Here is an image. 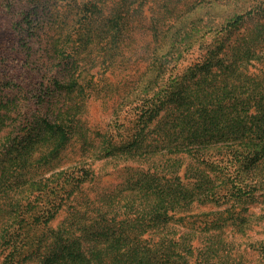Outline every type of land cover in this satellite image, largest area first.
Wrapping results in <instances>:
<instances>
[{
	"label": "trees",
	"instance_id": "1",
	"mask_svg": "<svg viewBox=\"0 0 264 264\" xmlns=\"http://www.w3.org/2000/svg\"><path fill=\"white\" fill-rule=\"evenodd\" d=\"M185 1L26 0L16 14L1 6L2 14L18 17L15 49L23 72L9 70L0 78V264H192L193 236L170 230V211L193 198L245 202L256 190L264 200V79L253 76L244 59L261 56L264 40L242 37L246 43L227 45L245 20L264 22V0H227L220 9L207 1L174 22L172 14ZM150 3L163 18L152 21L144 79L131 90H139L142 103L130 106L135 119L122 146L104 137L103 158L157 154L146 124L170 103L174 122L164 126L174 135L166 142L174 143V172L137 174L126 186L135 198L117 214L113 193L83 194L96 182L92 166L100 155L58 169L66 149L78 142L86 102L97 91L85 64L112 63ZM229 51L235 55L225 59ZM8 53L1 49L0 60L7 62ZM186 155L191 169L218 173L195 194L178 175L179 156ZM219 175L224 181L215 185ZM60 212L64 221L52 227ZM253 247L264 259V241Z\"/></svg>",
	"mask_w": 264,
	"mask_h": 264
},
{
	"label": "rangeland",
	"instance_id": "2",
	"mask_svg": "<svg viewBox=\"0 0 264 264\" xmlns=\"http://www.w3.org/2000/svg\"><path fill=\"white\" fill-rule=\"evenodd\" d=\"M152 1L155 2L156 0ZM224 1L227 0H186L183 6H180L172 14L174 22L177 20L176 17L179 19H182V16L190 17L196 7L204 2L210 6L216 5L220 9ZM25 2L26 0H0V50L7 48L10 51L5 58L7 62L0 60V78L3 81L7 71L10 70L20 75L23 70L21 69L22 57L15 49L17 47L15 44L17 41L15 24L18 17L14 14H2L5 9L1 6H11L13 9L10 12L16 14ZM207 4H205V8L199 9L201 13L207 11L209 8ZM154 6L153 3H150L147 8L143 9L142 16L132 23L133 31H131L129 38L123 42L121 52L115 56L112 63L108 66L106 63L101 66L93 63H90L91 65L85 64L90 74L94 76L97 91L93 92V96L86 102L82 119L84 126L80 130L81 136L79 140L77 139L78 142L66 149L59 163L60 168L58 170L60 171L73 162H91L92 158L100 155L99 159H95L96 161L92 166L97 175L96 182L91 186L88 185L83 194L93 196L95 191L102 189H106V192L110 194L113 193L111 196L114 198L112 210L117 214L124 213L121 206L126 208L135 198V196H129L126 186L134 178L137 179V174L146 172L148 169L169 170L167 175L174 172V143L172 146L166 143L173 140L174 135L172 137L167 135V126H164L165 123L174 122L169 121L174 119V104L170 103L162 104L159 112L154 113L146 124L147 140L152 141L153 146H157L155 150L157 154L140 153L138 157L123 155V158L120 159L117 157L119 153H116V157L103 158L108 154L104 151V137L108 134V137L112 138L117 145L120 138L122 140L126 138L129 135L127 129L132 127L133 123L131 124V122L135 119L130 106L142 103V101L137 100L141 96H139V90L136 89L134 92L131 90L140 83L141 79H144L143 73L148 62L146 50L150 49L151 45L150 26H154L152 21L156 19L161 23L159 20L163 18ZM17 7L19 8L17 9ZM260 25L264 26V22L245 20L235 30L236 35L231 37L227 45H232L234 48L239 44L246 43V39L240 41L242 37H252L255 41L264 40V27L261 31H258L259 28H257ZM258 53L259 51L256 54ZM232 54L235 55V51H231V53L229 51L225 59L230 58ZM244 59L246 63L248 62L247 70L253 76L264 79V48L261 56L255 55L250 59L249 57ZM212 71L217 72L216 68H213ZM13 79L14 82H19V79L14 77ZM0 85H2L1 81ZM137 93L138 96H136ZM114 112L120 114L119 125L116 124ZM169 132H174V128L170 129ZM156 133L158 137H156ZM153 139L158 143L154 144ZM81 142L86 146L82 148ZM166 148L168 150H164ZM179 158H181L179 161H181L182 166L178 175L181 176V181L185 187L194 194L203 185V181L208 178L212 181L218 175L216 170L191 169V160L187 155L179 156ZM193 164V168L198 167L196 163ZM189 165L190 171L186 169ZM223 181L224 177L219 175V180H214L213 183L216 185ZM261 194L262 191L256 190L254 197L246 199L245 202H242V199L238 200L229 196H225L216 203H200L193 198L187 206L169 212V219L172 220L170 230L174 234L185 233L193 236L192 246L195 251L192 264H200L201 257L205 264H264V259L258 252L254 251L253 247L256 242L264 241V200L260 197ZM80 199L83 201V196ZM64 219L65 212H60L51 222V226H58ZM204 222L207 225L197 226ZM184 224L186 227H183ZM192 224L195 226L192 227ZM191 227L192 229H190ZM203 253L204 256H202Z\"/></svg>",
	"mask_w": 264,
	"mask_h": 264
}]
</instances>
